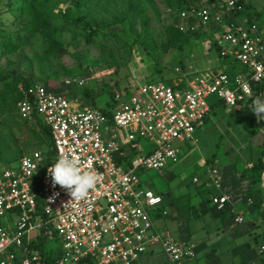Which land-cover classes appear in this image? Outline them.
<instances>
[{"label":"built area","instance_id":"built-area-1","mask_svg":"<svg viewBox=\"0 0 264 264\" xmlns=\"http://www.w3.org/2000/svg\"><path fill=\"white\" fill-rule=\"evenodd\" d=\"M245 1L190 0L173 20L180 31L202 32L203 50L213 49L219 59L239 63L244 67L241 72L228 75L222 67L188 72L175 67L179 75L168 84L138 83L133 75L113 90L108 113L72 97L70 88L82 87L86 78H64L56 91L38 81L17 85L21 94L15 102L17 116L30 126L38 118L48 128L52 158L43 166L36 192L32 177L42 166L40 152L0 165V217L13 215L0 224V264H38V251L29 247L38 235L57 239L60 256L56 264H158L159 255L163 264L195 259L192 243L154 228L153 215L162 198L140 185L138 172H161L168 163L177 162L180 145L193 142L211 104L252 111L251 101L258 96L264 99L260 86L264 82V35L256 23L236 15ZM210 96L216 98L212 103L206 102ZM252 118L261 137L258 183L264 207V120L254 113ZM139 139L150 148H143ZM64 152L76 156L83 166L91 165L101 177L86 199L71 200L67 190L52 181L48 169ZM206 170L203 183L217 191L207 198L220 212L228 196L221 192L218 168L208 164ZM191 182L196 184L198 179L192 177ZM36 195L40 214H35ZM158 212L166 215L165 210ZM231 220L241 224L243 217L237 213ZM32 230H36L34 236H30ZM249 264H264V234Z\"/></svg>","mask_w":264,"mask_h":264},{"label":"rangeland","instance_id":"rangeland-1","mask_svg":"<svg viewBox=\"0 0 264 264\" xmlns=\"http://www.w3.org/2000/svg\"><path fill=\"white\" fill-rule=\"evenodd\" d=\"M253 3L256 4L259 13L264 14V0H253ZM17 4L18 0H0V19L3 23V29L7 32H14L22 22L14 18V15L17 14ZM99 4L100 9L93 13L96 21L91 24L98 25L97 37L100 38V35L103 33L108 34L105 37L107 39L105 42L108 46L105 47V54L103 57H100L102 59L97 62V65L104 66L106 58L111 62L114 61V64H118L119 66L115 70V73L112 74L116 66L103 70H91V65L88 68H84L86 64H90L89 58H97L96 56L99 53L97 47L100 43L98 41L99 38L94 40V44H88L84 42L85 38L83 35L76 34L75 32H65L63 33L64 40H71L74 45L70 44L69 50H66V53L59 52L57 59L49 56L50 65L48 68H44V70H39L41 69V64L37 65L33 58H27L25 55L33 49L35 43H39V38L35 37L29 40L27 36H22L19 39V34H16L15 36H17L18 41L20 40L19 43L24 45L21 49H17L13 56L0 57V68L2 69L0 74L4 75L7 71L15 69L24 76H40L44 78V84L56 91L60 89L62 80L66 78L65 70L63 69H76L80 64L83 67L80 73L76 70H71L69 74L83 79L86 78V83L81 86L92 88L90 95L93 96L94 105L81 92L84 88H70L72 89L70 90L72 97L80 100L81 105L101 109L106 106L109 97L106 89L110 87L113 94V90H118L133 75L138 83L162 82L168 84L179 75L175 70H172L173 67H178L177 64L179 62L184 64L182 70L188 72L221 68L227 63L233 67H237L238 65V63H234L228 58L225 59L228 62H223V59H219L213 49L205 52L200 44H194V46L187 47L181 51L170 48L162 50L160 46H156L157 44L154 39L156 41L160 40L161 27L170 21L166 15L163 0H150V5L155 7L159 12V17L153 14L150 6H146L145 15L149 18L146 29L153 42L148 41L144 46L140 44L139 39L132 40L130 37L131 33L123 30L118 22L113 23L112 19L117 14L116 11L120 10L121 0H101ZM58 7L63 9L65 4H59ZM262 21L264 22V20H261L260 24L264 29ZM78 25L83 26V21L78 22ZM135 30L137 33L141 31L137 22ZM140 39L145 40L143 36ZM83 44L88 49H83ZM35 50L37 54L41 52L39 47L35 48ZM85 50L86 52H84ZM155 68H158L159 71L157 72ZM49 74L53 77H49ZM193 75L191 73L190 77ZM115 80L118 81L117 85L113 83ZM214 100H216L214 96L206 98V102L208 103H212ZM252 117L253 112L248 108L237 111L215 103L214 108L205 116L202 127L193 134V143H189L187 146L191 151L186 157V161L178 165L168 163L161 172L152 169L140 170L138 172L140 185L150 188L155 192L165 193L172 188L173 182H178L181 184V187L194 191L191 178L198 175L199 169H204V166L198 164V157H201L207 164L210 162L212 164L229 163L243 167V165L248 163H256L261 154L256 143L259 137L258 128L253 123ZM15 121L18 124L14 127L0 123V135L5 139L7 145L5 156H10L16 151L20 155L44 151V144L25 132L24 126L21 125V120L18 118ZM6 133H9V135ZM7 136L11 140L14 139V143L8 141ZM137 141L143 148H150V145L145 140L139 139ZM180 148L181 150L184 149L182 145H180ZM253 188L260 190L258 179L253 181ZM12 216L10 213H5L4 217H0V224H4L3 218L8 220ZM35 234L36 230L30 232V236H34ZM45 247L51 248L54 252L60 250L59 243L54 237L46 239Z\"/></svg>","mask_w":264,"mask_h":264},{"label":"trees","instance_id":"trees-1","mask_svg":"<svg viewBox=\"0 0 264 264\" xmlns=\"http://www.w3.org/2000/svg\"><path fill=\"white\" fill-rule=\"evenodd\" d=\"M101 0H18L17 4V14L14 15V18L22 21L17 29L14 32H7L3 29L2 20L0 19V57L13 56L17 49H21L24 44L19 43L16 34H19V39L22 36H27L28 39H34L35 37L39 38V43L33 45V49L29 53H26L27 58H33L37 65L41 64V69L48 68L49 56L53 58H58L59 52L66 53V50H69V45H74L73 41H65L63 38V33L65 32H75L76 34L83 35L85 38V43L94 44V40L99 38L97 37L98 25L91 24L95 22L94 12L100 9ZM190 0H163L165 6V12L169 22L165 23L161 27L160 31V40L156 42V46H160L162 50L172 49L176 51H181L187 47L194 46V44H199V41L203 38L204 34L198 31H180L175 28L173 20L175 14L178 13L181 9L187 6V2ZM122 4L120 5V10L116 11V15L113 17V23L118 22L121 25V28L125 31L131 33L132 40H138L142 46L145 45L148 41H152L149 32H147V23L149 18L145 15L146 6L152 8V12L156 17H159V12L155 7L150 5V0H121ZM59 4H65L63 9L59 8ZM10 6V4H8ZM250 6V1L246 0L243 6V9L240 12H237L236 15H241L247 19L248 22H254L257 24L258 28L261 29V24L257 23L258 16L254 14H249L247 12ZM83 21V26H79L78 22ZM138 23L141 31L138 33L135 30V24ZM108 34L103 33L100 35L98 49L99 53L97 58H89L90 64H86L84 68H88L89 65L92 67L91 70H103L110 69L113 66H116L113 69L119 68L118 64L115 65L114 61H109L106 57L104 66L97 65L105 54V47L108 44L105 42L107 40ZM130 35V34H129ZM141 36L145 40H141ZM163 37V39H162ZM153 42V41H152ZM40 48V53L37 54L35 48ZM83 49H88L85 44H83ZM86 52V50L84 51ZM88 55V53H86ZM223 62H228L225 59ZM178 67L183 68L184 64L179 62ZM43 68V69H42ZM83 67L78 65L76 69H63L65 70L66 78L74 76L69 74L71 70H76L78 73L81 72ZM174 68V67H173ZM172 68V70H173ZM223 70L228 75H231L234 70L243 71V66L239 63L237 67H233L228 63L224 65ZM0 68V72H1ZM158 72L159 69L155 68ZM70 76H69V75ZM51 75L49 74V77ZM53 77V76H51ZM55 78V77H54ZM43 79L40 76L33 77L31 75L24 76L15 69L7 71L4 75L0 74V123L7 124V126L14 127L18 123L15 121L19 117L17 116L15 109V102L20 98L21 94L17 90V85L21 84L22 87H26L32 84L35 81L43 83ZM114 85L118 84V81L113 82ZM264 87V82L260 85ZM79 88H84L79 87ZM91 87L84 88L81 92L85 97L89 99V102L93 104V96H91ZM108 92V100L106 106L102 107L103 112L108 113L112 105V92L110 87L106 89ZM222 104V103H218ZM210 108L213 109L214 105L211 104ZM18 117V118H17ZM35 125L30 126L25 120H21V125L24 126L25 132L38 140L40 143H43L45 146L44 151L41 152L40 163L42 166L39 167L38 171L32 177L34 192L37 191L39 187V180L41 177V172L43 166L50 162L52 158L51 150V138L49 135V130L46 126L41 124L38 118H35ZM205 120V119H204ZM20 126V124H19ZM1 133V132H0ZM7 134V133H6ZM9 135V133L7 134ZM8 141L14 143V139L11 140L10 137H6ZM7 148L5 139L0 135V164H7L16 161L21 155L18 152H14L10 156H5V150ZM260 169V161L258 160L254 163L245 176H249L253 181L258 179V173ZM40 198L38 195L35 196V214H40ZM261 211V210H260ZM46 237L36 236L35 241L29 243L31 249H36L39 255L38 264H56L57 258L60 256V250L53 251L51 248L45 247ZM82 263V262H81Z\"/></svg>","mask_w":264,"mask_h":264},{"label":"crops","instance_id":"crops-1","mask_svg":"<svg viewBox=\"0 0 264 264\" xmlns=\"http://www.w3.org/2000/svg\"><path fill=\"white\" fill-rule=\"evenodd\" d=\"M247 12L258 16L259 24L264 20V14L259 13L253 0ZM261 31L264 32L263 26ZM189 143L193 142L182 144L184 149L180 148L179 158L174 164L186 161L191 151L187 147ZM256 143L261 154L260 133ZM260 157L257 161H260ZM197 162L204 169H199L198 175L193 176L198 179V183H193L194 191L181 187L178 182H173L172 188L165 193L153 190L162 198L159 209L153 215L154 228L165 229L174 238L195 246V259L184 264H249L264 234V207L260 204L262 192L253 188V180L249 176L244 177L254 163L243 167L229 163H209L218 168L221 192L228 196L225 209L218 212L210 206L207 198L209 193L217 191L203 183L207 179L208 164L201 157L197 158ZM247 198L251 199L250 203H247ZM160 210H165L166 215H159ZM237 213L243 217L241 224L231 220ZM156 261L163 264L160 255Z\"/></svg>","mask_w":264,"mask_h":264},{"label":"clouds","instance_id":"clouds-1","mask_svg":"<svg viewBox=\"0 0 264 264\" xmlns=\"http://www.w3.org/2000/svg\"><path fill=\"white\" fill-rule=\"evenodd\" d=\"M249 108L258 120H264V99L259 96L254 98ZM48 172L55 185L67 190L71 200L86 199L101 179L95 168L91 165L83 166L80 159L68 152L59 154Z\"/></svg>","mask_w":264,"mask_h":264}]
</instances>
